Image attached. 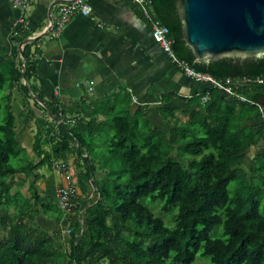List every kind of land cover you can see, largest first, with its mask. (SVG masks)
Masks as SVG:
<instances>
[{"label": "trees", "instance_id": "16d2710c", "mask_svg": "<svg viewBox=\"0 0 264 264\" xmlns=\"http://www.w3.org/2000/svg\"><path fill=\"white\" fill-rule=\"evenodd\" d=\"M143 1L149 23L167 28L177 59L216 80L228 79L244 101L210 89L206 103L184 111L182 121L172 119L163 135L145 116L97 121L99 110L89 109L83 97L66 119L67 103L51 98L42 110L52 127L61 122L55 134L41 136L44 129H35L28 157L16 137L11 104L13 91L26 98L30 93L21 75L29 84L35 74L23 47L22 74L13 63L0 71V264H264V127L255 106L264 99V57L194 62L180 39L173 0ZM253 148L260 151L246 166ZM71 154L76 170L71 176L85 208L81 224L68 221L65 250L56 232L51 236L31 223L40 214L60 223L51 196L37 192L36 171ZM15 179L27 181V195L12 191ZM87 193L93 199L86 206ZM156 206L171 216V226L155 213Z\"/></svg>", "mask_w": 264, "mask_h": 264}, {"label": "crops", "instance_id": "0c3cea01", "mask_svg": "<svg viewBox=\"0 0 264 264\" xmlns=\"http://www.w3.org/2000/svg\"><path fill=\"white\" fill-rule=\"evenodd\" d=\"M53 1L31 0L21 13L24 27L13 37L18 13L10 10V0H0V71L4 73L6 63H13L22 74L23 47L29 49L27 60L35 62V74L27 82L32 84H26L22 75L20 79L29 87L30 97L18 90L19 95L11 96L13 114L22 126L30 119L37 118L36 123L42 119L34 112L47 115L43 102L51 98L67 103L64 117H73L83 97L89 109L93 105L99 110L97 121L118 114L139 116L137 120L145 116L151 127L166 135L173 120H184V111L195 110L200 97L212 89L186 77L169 62L152 41L150 23L139 5L129 0H86L91 8L88 16H72L57 37L49 31L40 37L50 25L46 12ZM57 4L50 9L51 19ZM32 37L38 38L26 43ZM29 100L40 108L28 109V115L25 104ZM14 103L18 104L15 111ZM161 109L165 111L159 113ZM170 109L175 112L171 114ZM46 180L52 194L56 186L53 173Z\"/></svg>", "mask_w": 264, "mask_h": 264}, {"label": "water", "instance_id": "95a60500", "mask_svg": "<svg viewBox=\"0 0 264 264\" xmlns=\"http://www.w3.org/2000/svg\"><path fill=\"white\" fill-rule=\"evenodd\" d=\"M63 2L70 0H55L48 6L49 23L51 7ZM173 3L180 39L194 62L264 57V0H173ZM47 31L48 27L40 37ZM259 104L264 107V99Z\"/></svg>", "mask_w": 264, "mask_h": 264}, {"label": "built area", "instance_id": "2783aa9c", "mask_svg": "<svg viewBox=\"0 0 264 264\" xmlns=\"http://www.w3.org/2000/svg\"><path fill=\"white\" fill-rule=\"evenodd\" d=\"M31 0H10V10L18 13V15L13 20V30L12 36L15 37L17 30L24 27L23 17L21 13L25 10L27 5ZM131 3L137 4L141 7L144 14L146 1L143 0H129ZM91 12L90 6L87 4L86 0H70V2L58 3L56 5V10L52 16L48 31L53 37H57L61 34L64 27L66 26L69 19L74 15L88 16ZM151 26V39L152 41L161 49L165 54L167 59L171 64L177 67L186 77L191 78L196 82L207 83L212 89H218L222 91L229 97L237 98L239 101H244V99L234 93L232 90L228 79L224 81L216 80L207 73H201L193 70L185 61L179 60L175 57L171 50L172 41L168 38V30L165 26L153 21ZM243 82H249L248 79L243 80ZM256 83L261 84V79H256ZM209 94L204 93L200 97V103L204 104L208 101ZM258 111V121L263 124L264 127V107L255 103ZM61 119L54 125L58 126ZM54 126V127H55ZM52 170L55 173L60 174V185L55 189V204L60 210V212L65 217H71L78 220L81 223L83 218V209L77 204V198L79 196V191L77 188L76 180L66 171L62 163H57L52 166ZM93 197L92 193L88 194V198Z\"/></svg>", "mask_w": 264, "mask_h": 264}, {"label": "rangeland", "instance_id": "374dc122", "mask_svg": "<svg viewBox=\"0 0 264 264\" xmlns=\"http://www.w3.org/2000/svg\"><path fill=\"white\" fill-rule=\"evenodd\" d=\"M21 84L24 85L23 83H21ZM29 84H32V83H29ZM14 92L15 91L12 92V95H11L12 97L14 96L13 94L17 93V92H15V93ZM17 94L19 95V93H17ZM27 97H30V95H27ZM77 97L78 96H76L74 98H71V99L72 100L73 99L75 100ZM78 102H77V105L80 104ZM17 105L18 104H16V103L13 104L14 111H15ZM25 107H26L25 112L28 115H29L28 109L36 108L32 100L30 102L26 103L25 104ZM33 115L35 117H40L42 119H39L37 121V123L35 122L37 118L30 119L29 122L26 123L27 124L25 126L26 129H25L24 125L23 126L21 125V121L20 120H17V122H16V124H18V128L16 129V137H17V140L20 142L21 146L26 150L25 152H26V155H28V157L31 156L30 146H31L32 136H33L36 128H43L44 129V131L41 130V133H40L41 136L43 134H45V133L46 134H49V133L55 134L56 133V128L55 127H52V123H51V118L50 117H47V115H45L43 113H42V115H38L35 112H34ZM1 117H2V112H0V120H1ZM21 118H22V116H21ZM103 143H104V141L101 139V141L99 143V146L104 147L105 145ZM46 149H48V147H46ZM258 150H259L258 148H253V149H250L248 151L247 158L244 161V163H245L246 166H247V163H248V159H250V157L253 156L256 152H258ZM55 160L56 161H54V160H52V161L53 162L66 163V171L69 174H74V172L76 171L75 170V164H74V161H75L74 160V155L71 154V155L66 156V159L64 161L61 160V159H59V160L58 159H55ZM80 164H82V160H81V163ZM82 169H83V167L82 166H79V170H82ZM36 172L38 173V175L41 176V178L38 179L36 181V184H35V186L37 188V192L39 194H42V195L47 194L49 196V194H51L52 188H51V185H49V182H48V180H46V178H48V176H50V174L52 173L51 172V169L50 168L48 169L46 167H42L39 170H37ZM53 175H54L55 185L59 184V182H60V174L55 173ZM99 177H100V175H97V178H99ZM26 183H27L26 180L21 181V180L15 179L14 185L12 186V191L13 192L19 191L20 194L27 195L26 194ZM45 185H47V186H45ZM44 190H46L45 193H44ZM81 194L83 195V193H81ZM158 208H159L158 206L155 207V213L163 216L162 218L164 220V223L166 225H168V226H171L172 225V218H171V216L169 214H161L158 211ZM13 211H14V208L11 207V208H9L7 210V214L8 215H11L13 213ZM262 213L264 215V210L262 211ZM51 214H53V213H51ZM28 223L29 222H26V224H28ZM31 225H33L35 228H39L41 230L47 231V233L49 235H51V236H53L54 232H56L57 233L56 234L57 241L59 243L65 244L63 247H64L65 250H67V244L66 243L68 241V236H67V234H62V230L68 229L67 225H63L61 223H57L56 224L53 221H51V219H49L48 217L42 216V214L38 215L35 218V220L33 221V223H31ZM197 263L199 264V263H201V261H198Z\"/></svg>", "mask_w": 264, "mask_h": 264}, {"label": "clouds", "instance_id": "9594fccd", "mask_svg": "<svg viewBox=\"0 0 264 264\" xmlns=\"http://www.w3.org/2000/svg\"><path fill=\"white\" fill-rule=\"evenodd\" d=\"M53 127H54V124H53ZM57 163H60V162H55V163H52V166L54 165V164H57ZM51 172L53 173V174H55V172H53V170H52V167H51ZM61 177V176H60ZM60 182H61V179H60ZM60 182H59V184H57L56 186H55V188H54V192L52 193V194H49V196H51V199L53 200V202L55 203V189H56V187L57 186H59L60 185ZM78 188V187H77ZM52 191V190H51ZM78 191H79V189H78ZM88 194L89 193H87V197H86V199H85V203H86V206L87 205H89L90 204V202H89V200H92L93 199V197H91V198H88ZM42 195V194H41ZM47 195V194H46ZM80 199H82L83 200V196L80 194V192H79V196H78V198H77V204L79 203L80 204V206H81V204L83 203V202H80ZM78 204V205H79ZM56 205V204H55ZM57 207V206H56ZM58 208V207H57ZM84 208L85 207H83V214H84ZM59 210V209H58ZM60 211V210H59ZM61 213V212H60ZM42 216H44V215H42ZM61 216H62V218H61V220H60V223L61 224H63V225H68V221H70L69 219H75V218H71L70 216L69 217H65L62 213H61ZM79 223V222H78ZM81 223H82V221H81ZM81 223H79V224H81ZM81 226V225H80ZM69 228L68 229H66V230H62V234H69Z\"/></svg>", "mask_w": 264, "mask_h": 264}]
</instances>
